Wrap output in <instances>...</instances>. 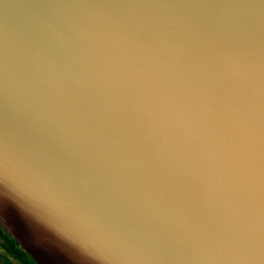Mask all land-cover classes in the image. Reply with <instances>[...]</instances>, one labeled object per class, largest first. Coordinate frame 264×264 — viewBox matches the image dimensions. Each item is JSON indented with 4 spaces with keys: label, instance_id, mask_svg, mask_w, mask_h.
<instances>
[{
    "label": "water",
    "instance_id": "obj_1",
    "mask_svg": "<svg viewBox=\"0 0 264 264\" xmlns=\"http://www.w3.org/2000/svg\"><path fill=\"white\" fill-rule=\"evenodd\" d=\"M0 227L37 264H264V0H0Z\"/></svg>",
    "mask_w": 264,
    "mask_h": 264
},
{
    "label": "trees",
    "instance_id": "obj_2",
    "mask_svg": "<svg viewBox=\"0 0 264 264\" xmlns=\"http://www.w3.org/2000/svg\"><path fill=\"white\" fill-rule=\"evenodd\" d=\"M0 264H37L28 253L0 227Z\"/></svg>",
    "mask_w": 264,
    "mask_h": 264
}]
</instances>
